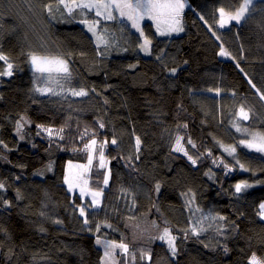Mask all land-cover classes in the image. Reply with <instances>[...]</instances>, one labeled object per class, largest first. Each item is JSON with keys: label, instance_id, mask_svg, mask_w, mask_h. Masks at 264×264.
<instances>
[{"label": "trees", "instance_id": "obj_1", "mask_svg": "<svg viewBox=\"0 0 264 264\" xmlns=\"http://www.w3.org/2000/svg\"><path fill=\"white\" fill-rule=\"evenodd\" d=\"M187 1L183 31L159 35L145 22V51L126 21L90 31L92 10L69 15L59 0H0V54L8 58L0 72L13 65L11 76L0 75V264H101L98 239L126 244L124 264H250L253 255L264 264V156L222 149L240 138L241 107L245 126L264 134V0L225 28L219 9L233 13L242 0ZM30 54L67 59L71 75L60 81L88 94H40ZM121 121L139 138L136 150ZM93 140L108 159L88 174L98 207L58 171L61 156L82 159ZM242 181L252 187L237 193ZM190 196L215 215L207 227H194ZM165 228L175 254L159 239Z\"/></svg>", "mask_w": 264, "mask_h": 264}, {"label": "snow or ice", "instance_id": "obj_2", "mask_svg": "<svg viewBox=\"0 0 264 264\" xmlns=\"http://www.w3.org/2000/svg\"><path fill=\"white\" fill-rule=\"evenodd\" d=\"M252 5H253V0H242L239 8H237L234 13L228 14V20L224 19V15H225L224 9L223 8L219 9L220 26L223 27L224 24L228 23L229 21H235L236 23H240L241 21L245 20L247 14H249L250 12ZM61 6H63V8L67 10L69 15H71L76 9H79L81 11L85 9H89V10L95 9L97 16H104V18L107 20L116 19V17L112 13V10L116 9L119 11V15L121 17H125L127 20L132 21V26L134 28H137L138 30H140L139 21L143 19L145 16H148L149 18L157 21V31L158 32L160 31V22L161 20H163L165 23L168 24V26L164 32H161L162 35L166 34L167 32L183 31V28L180 26V19H179L185 7L183 0H106V2L105 0H80V2H76V0H72L71 4L66 3L65 0H59L57 4V10H59ZM102 8L106 10V14L105 12L101 11ZM47 11L51 15L52 13L51 5L47 6ZM169 21H171V23H169ZM83 22L87 23V21H83ZM97 23L99 22L97 21ZM89 30L94 31V28L91 24L89 25ZM140 31H141V35H143L142 30ZM97 39L98 41L102 43L105 42L102 36H98ZM149 43L150 41L145 39V42L143 45H141V47L145 51H147L148 50L147 45ZM221 54L226 55L227 53H225L224 50L222 49ZM7 59L8 58L6 56L0 54V60L6 62ZM30 61L35 71L41 74L43 73L49 74L48 81H52L55 79V82L58 84L59 83L58 78L68 79L71 75L69 72L67 61L60 57L38 56L36 54H30ZM12 68H13V65L11 63H8L7 71L0 72V75L11 76ZM172 71L174 72L175 69H173ZM53 72L57 74V78H54L51 76ZM37 79H39V77H37ZM253 87L255 86L253 85ZM36 91H39L41 93H49L52 95H58V93H56L51 87L37 88ZM71 94L73 96L82 97V96H86L88 93L84 89H80L79 91L72 90ZM261 98L264 99V96H262ZM240 117L243 120H247L249 118L248 113L244 110L243 107H241L240 109ZM19 127L20 126L18 125V128H17L18 131H19ZM100 127H104V125L101 124ZM237 130L239 131L240 129L238 128ZM48 131H49V134L51 135V129H49ZM95 143L96 141L93 140L92 145H95ZM112 143L115 144L116 141L113 140ZM139 143H140L139 138H137V146H139ZM189 143H191V141H189ZM86 147H89V146L86 145ZM247 147L254 148L257 152L264 153V137L260 138L259 143H248ZM176 150L184 151L183 147L180 146L179 138L177 139ZM232 151H235V149H232ZM185 155H187V152H185ZM188 158L189 160H192L193 164L196 163V161L193 160L191 156H189ZM91 161H92V157L89 156V164H91ZM103 166L104 165L102 161L101 167ZM241 167L243 166L241 165ZM65 182H68L67 177H65ZM104 183L105 184L108 183L107 177H105ZM2 187H3V184H0V188ZM72 187L73 185L69 183V188L71 189ZM250 187H252L251 184L247 183L246 181H242L241 183H238L235 185V190L237 193H239ZM158 189H159V185H157V190ZM92 195H93L94 203H98V201L96 200V197L100 196L101 193L96 192V193H93ZM259 208L261 210L260 216L262 219H264V203H261L259 205ZM80 213L81 215H84V208L80 209ZM213 219H215V217H213ZM220 219H224V217H220ZM85 223H87V220H85ZM202 230L203 229H201V231ZM193 232L194 234L199 235V232H197L195 228L193 229ZM159 239L161 240L167 239L170 249L172 250L173 254H175V251H176L175 237L171 235V233L169 232L167 228L164 229V234L161 235ZM96 242L98 244L101 243L99 239ZM108 247L109 246L106 245L105 256L109 255ZM110 247L112 248L119 247L125 252H127L128 250V246L123 243L119 245L113 244ZM250 264H260V261H258L255 255H253L250 261Z\"/></svg>", "mask_w": 264, "mask_h": 264}, {"label": "rangeland", "instance_id": "obj_3", "mask_svg": "<svg viewBox=\"0 0 264 264\" xmlns=\"http://www.w3.org/2000/svg\"><path fill=\"white\" fill-rule=\"evenodd\" d=\"M76 1L80 2V0H76ZM254 1L255 0H253V2ZM105 2H106V0H105ZM183 2L185 4V7H184V9H185L186 7L189 6V3L187 0H183ZM91 10L96 15V10L95 9H91ZM101 11L105 12V14H106L105 9L102 8ZM112 13L116 17V19H112V20L119 19L121 21H126L130 24L132 29H134L136 32H138L140 34H141L140 30H142V32H143L142 37L144 40L148 39V38H146V34H145V30H144L145 22H147V21L152 22L155 26L156 32L159 35H162L161 32H164L168 26L167 23H165L163 20H161L160 31L158 32L157 31V21L149 18L148 16H145L143 19H141L139 21L140 30H138L137 28H134L132 26V21L127 20L125 17H121L119 15L118 10L113 9ZM228 14H230V13H225V15H224L225 20H228ZM179 19H180V17H179ZM97 21L99 23H97ZM102 21H109V20L105 19L104 16H97L96 15V19L93 22L94 25H92V26H96V28L98 29ZM169 23H171V21H169ZM232 23H236V22L235 21H229L228 23H225L223 27H221L220 23H219V26L221 28H225V27L230 26ZM176 33H178V32L173 31V32H167L166 34H163V35H173ZM144 53H146V52H144ZM51 57H58V56H51ZM60 58L67 61V59H65L63 57H60ZM67 64H68V68L70 69V64L68 61H67ZM32 68H33V66H32ZM33 71L35 72V89L51 87V88H53V90L55 92H58V93H60V92L70 93V94L72 93V90H70V89L67 90L65 88V83L61 82L59 78H58L59 83L57 84L55 82V79L52 81H48V77H49L48 73L41 74V73L35 71L34 68H33ZM51 76L54 78H57V74L54 72L51 74ZM37 77H39V79H37ZM80 89H83V88H79V89H75V90L79 91ZM84 90L87 91L86 89H84ZM39 93L46 95V93H41V92H39ZM234 118H235V123H236L235 126H237L239 129L241 128L239 131L237 130V128L235 129L237 131V133L239 134L240 138L236 141V143H233L230 145H223L222 146L223 151L230 156H235L237 149L239 147H241V148H245L246 150H249V151H254V152L259 153L262 156H264V153L257 152L254 148L247 147L248 143H259L260 138L264 137V134L261 133L260 131L256 130V129H251V128L245 126L246 120H243L240 117V109L234 114ZM241 126H243V127H241ZM119 128L126 135L127 143L129 145V147L132 148L133 150H136L138 147L137 146V140L135 139V137L132 133L131 126L128 123L121 121L119 123ZM88 146L89 147H87L86 155L82 159H80V158H78V159L74 158L73 159L67 155L61 156L60 161H59V165H58V171H59V173H61V175L64 178L65 177L68 178V182H66V184L68 187H69V183H71L73 185V187L71 189H73L74 193H77V192L82 193L83 194L81 196L82 198L90 197L94 203V199H93L92 194L96 193V191H92V189L89 187L88 174H89L90 169L94 163H97L99 166H101V162L103 161V165H104L103 167H106L108 164V159L105 155L104 143L96 141L95 145H92V142H90ZM100 147L102 148L101 150H100ZM232 149H235V151H232ZM89 156L92 157L91 164H89ZM82 190H83V192H82ZM100 196L96 197V200H100ZM186 204H187V207H188V210L190 213V217H191V220L193 222L194 227H207L206 225H210L208 223L215 220V219H213V217H215V215H213L212 213H210L208 211H204L202 209H199L194 205V200H193L192 196H190L189 199L186 198ZM83 217H85V213H84ZM26 225L30 226V227H36L38 224L34 225L32 222L26 221ZM100 241H101V243H99V246L103 250V257H102L101 264H124L125 263V259H126L125 251H123L119 247H116V248L110 247L113 244L119 245L117 242L106 241V240H102V239H100ZM106 245L109 246L108 247V252H109L108 256H105ZM147 262H150V260L149 261L145 260V264H149ZM155 262L165 264V259L159 258Z\"/></svg>", "mask_w": 264, "mask_h": 264}, {"label": "crops", "instance_id": "obj_4", "mask_svg": "<svg viewBox=\"0 0 264 264\" xmlns=\"http://www.w3.org/2000/svg\"><path fill=\"white\" fill-rule=\"evenodd\" d=\"M79 193V192H78ZM81 196L83 195L82 193H79ZM87 198H89L90 200H91V198L90 197H87ZM98 201V203H93V201L91 200V202H92V204L94 205V207H98L99 205H100V203H101V199L100 200H97Z\"/></svg>", "mask_w": 264, "mask_h": 264}]
</instances>
